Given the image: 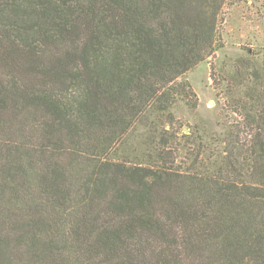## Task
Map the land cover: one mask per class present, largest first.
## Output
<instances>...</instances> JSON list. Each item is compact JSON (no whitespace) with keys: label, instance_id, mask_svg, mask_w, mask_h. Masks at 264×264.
<instances>
[{"label":"trees","instance_id":"trees-1","mask_svg":"<svg viewBox=\"0 0 264 264\" xmlns=\"http://www.w3.org/2000/svg\"><path fill=\"white\" fill-rule=\"evenodd\" d=\"M237 3L0 0V264H264V56L241 149L153 141Z\"/></svg>","mask_w":264,"mask_h":264},{"label":"rangeland","instance_id":"rangeland-1","mask_svg":"<svg viewBox=\"0 0 264 264\" xmlns=\"http://www.w3.org/2000/svg\"><path fill=\"white\" fill-rule=\"evenodd\" d=\"M235 1L238 3L226 11L222 21L223 48L178 81L188 84L194 95L185 94L170 115L164 116V132H157L153 140L176 149L181 167L197 155L214 161L227 155L228 143L241 149L252 136L246 109L255 86L252 73L263 69L264 11L254 0ZM149 135L141 127L130 137L131 146H118V155L113 157L147 163L152 152L146 145L151 141Z\"/></svg>","mask_w":264,"mask_h":264}]
</instances>
